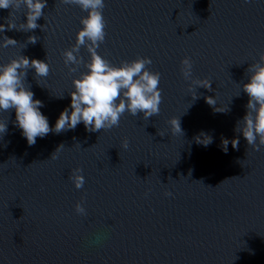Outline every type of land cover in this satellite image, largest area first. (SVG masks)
<instances>
[{"label": "water", "instance_id": "water-1", "mask_svg": "<svg viewBox=\"0 0 264 264\" xmlns=\"http://www.w3.org/2000/svg\"><path fill=\"white\" fill-rule=\"evenodd\" d=\"M44 11L42 31L4 33L18 44L0 47V64L20 54L47 59V78L29 71L27 83L52 126L79 74L61 53L85 13L63 0H48ZM9 12L0 10V23L24 22L22 10ZM104 17L99 53L114 65L151 58L149 70L161 74L160 112L148 120L125 113L118 127L95 133L80 124L31 147L12 124L15 113L0 112L8 121L0 134V264H264V150L242 136L239 150L220 147L238 135L246 69L264 53V0H106ZM196 81L212 82V91L195 92ZM206 97L230 111L214 112ZM201 131L213 137L208 147L195 142ZM76 169L85 179L79 190Z\"/></svg>", "mask_w": 264, "mask_h": 264}, {"label": "clouds", "instance_id": "clouds-1", "mask_svg": "<svg viewBox=\"0 0 264 264\" xmlns=\"http://www.w3.org/2000/svg\"><path fill=\"white\" fill-rule=\"evenodd\" d=\"M243 2L247 4L251 0ZM63 3L77 6L85 15L80 19L75 43L61 53L69 71L79 74L72 80V90L67 94L70 104L59 113L54 125L50 126L49 118L41 111L45 107L44 103L35 98L31 85L27 83L29 71L34 73V77L47 78L50 73L47 59H33L20 54L17 59L0 64V112L15 113L12 124L20 131L29 147L36 144L38 137L43 139L49 133L58 135L75 131L80 124H83L86 132L95 133L118 127L125 113L135 117L142 114V118L148 120L160 112L161 74L149 70L151 58L137 57L114 65L99 53V48L107 36V21L104 17L106 0H63ZM47 7L48 0H0V10H10L9 16L22 10L24 17V22L19 26L16 23H0V33L3 34L0 37V47H15L18 44L15 39L4 35L7 31L32 32L37 28L42 31L46 23L40 25L37 21L45 18L44 9ZM37 40L35 35L28 38L33 45ZM82 49L88 54L87 60L81 55ZM181 63L185 80L191 81V58H185ZM81 65L84 68L82 72L79 71ZM246 73L247 82L241 85V91L248 97L245 115L236 122V138H222L220 147L224 154L228 153L229 144L233 150H239L241 136L255 151L264 150V53L249 65ZM195 83V92L200 87L212 91V82H208L207 87H204V82ZM239 96L240 94L235 97ZM57 98L64 99L65 96ZM197 98L196 95L195 99ZM205 99L216 113L230 111L229 105L226 110L217 108L214 97ZM171 124L175 125L177 132L182 133L180 120H173ZM7 130L8 121L0 122V134L4 135ZM194 139L204 147L213 143V137L204 131ZM84 183L82 169H76L74 187L77 190L82 189ZM166 195L171 196L172 193L168 192ZM76 212L86 214L81 204L76 205Z\"/></svg>", "mask_w": 264, "mask_h": 264}]
</instances>
